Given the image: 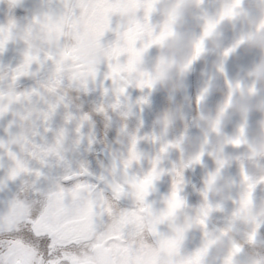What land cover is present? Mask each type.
<instances>
[{
  "label": "flooded vegetation",
  "instance_id": "af4514ba",
  "mask_svg": "<svg viewBox=\"0 0 264 264\" xmlns=\"http://www.w3.org/2000/svg\"><path fill=\"white\" fill-rule=\"evenodd\" d=\"M187 1L72 0L62 65L49 44L58 0L30 11L0 0V213L15 198L0 215V264H95L96 252L112 264H264V154L221 156L230 96L220 63L205 75L234 42L264 44V0L229 1L231 18L251 7L256 25L210 41L197 12L186 21ZM89 171L101 189L111 182L94 239ZM80 200L60 223L65 202Z\"/></svg>",
  "mask_w": 264,
  "mask_h": 264
},
{
  "label": "water",
  "instance_id": "95a60500",
  "mask_svg": "<svg viewBox=\"0 0 264 264\" xmlns=\"http://www.w3.org/2000/svg\"><path fill=\"white\" fill-rule=\"evenodd\" d=\"M30 10L43 0H8ZM71 0H59L49 18V40L54 58L65 59L64 28ZM227 53V55H225ZM219 57L212 55L205 75L218 76ZM223 84L230 95L218 137V151L227 161L255 160L264 152V45L256 40L233 43L221 60ZM162 248L169 243L161 242Z\"/></svg>",
  "mask_w": 264,
  "mask_h": 264
},
{
  "label": "rangeland",
  "instance_id": "374dc122",
  "mask_svg": "<svg viewBox=\"0 0 264 264\" xmlns=\"http://www.w3.org/2000/svg\"><path fill=\"white\" fill-rule=\"evenodd\" d=\"M232 0H201L203 8L194 9L193 1L189 0L186 2V21L197 12L201 19V26L203 28V33L207 40L216 34L217 37H225L228 40L232 39H244L247 38L251 33L252 29L255 27V16L251 12V7L245 13L244 17L241 19L231 18L232 11L238 6L233 4L228 5V2ZM251 3V2H250ZM244 19V20H243ZM246 23V26H245ZM244 25V28H241ZM204 35L203 38L205 39Z\"/></svg>",
  "mask_w": 264,
  "mask_h": 264
},
{
  "label": "snow or ice",
  "instance_id": "6c2138e0",
  "mask_svg": "<svg viewBox=\"0 0 264 264\" xmlns=\"http://www.w3.org/2000/svg\"><path fill=\"white\" fill-rule=\"evenodd\" d=\"M225 55H227V53H225ZM204 99L203 95H198L196 97V102L197 104H199L200 102H202ZM106 157L109 159V166L112 167L113 165H115L116 168V175L119 174V157L115 152L109 151L105 153ZM83 168H87L86 164L82 163V168L78 169L82 170ZM14 169L9 170L8 173H6L5 179H4V186L7 185V183H11L14 182L16 179V176L14 175ZM89 176H91L93 179H97V184L95 186V190H92V195L91 196H87L86 199L90 202L91 207L93 209V217H92V239L95 238V234L97 233V228L98 226L96 225L95 222V211H96V207L97 205L100 204V194L104 193V192H108L111 190V182H108L105 184V187L103 189L100 188V180L98 178H96L94 176L93 173H91L89 171ZM126 192L130 195V190L126 189ZM113 195H115V193H113ZM147 203V201H146ZM15 204V198H12L10 200H8L5 210L3 213H0V215H7L9 214ZM85 207V203L84 201L80 200V201H72V202H65L64 204V215L61 218L60 223H63L64 221H68V220H73L75 219L79 214H81V212L83 211ZM102 207V205H101ZM34 220H38L39 216H35L33 217ZM39 230H34L32 232V235L34 237H36L38 240L42 239V242L45 245H50L51 241L53 239V236L49 235L48 233H43L42 236L40 234H38ZM94 257H95V264H112L111 260L108 259H103L102 258V252H96L94 253Z\"/></svg>",
  "mask_w": 264,
  "mask_h": 264
},
{
  "label": "clouds",
  "instance_id": "9594fccd",
  "mask_svg": "<svg viewBox=\"0 0 264 264\" xmlns=\"http://www.w3.org/2000/svg\"><path fill=\"white\" fill-rule=\"evenodd\" d=\"M181 2H183V0H181Z\"/></svg>",
  "mask_w": 264,
  "mask_h": 264
}]
</instances>
